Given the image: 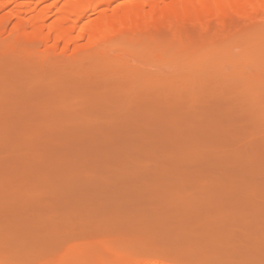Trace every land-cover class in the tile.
<instances>
[{
	"label": "rangeland",
	"instance_id": "374dc122",
	"mask_svg": "<svg viewBox=\"0 0 264 264\" xmlns=\"http://www.w3.org/2000/svg\"><path fill=\"white\" fill-rule=\"evenodd\" d=\"M8 10L0 256L264 264V10L66 50Z\"/></svg>",
	"mask_w": 264,
	"mask_h": 264
},
{
	"label": "bare ground",
	"instance_id": "6f19581e",
	"mask_svg": "<svg viewBox=\"0 0 264 264\" xmlns=\"http://www.w3.org/2000/svg\"><path fill=\"white\" fill-rule=\"evenodd\" d=\"M44 1L46 0H0V13L6 8L9 9L6 21L17 13L18 29L31 25L35 35L48 47L55 49L62 42L65 50L71 46H81L83 41H86L84 46H102L126 31L147 33L154 29L170 33L175 29L174 22L182 19H189L190 23L192 20L195 24V21L211 16L256 15L264 10V0H125L124 5H116L121 0H66L62 6L57 7L54 6L57 4L56 0L42 6ZM32 9L35 13L28 15ZM90 11L92 14L86 19ZM3 25L0 24L1 31L5 30ZM25 35L20 32L19 36L25 38ZM143 250L145 253L146 250ZM113 254V260L110 258V262L103 255L106 263L101 256H94L98 264H101V261L102 264H177L169 254L152 256L143 255L141 252L122 253L118 250ZM74 260L75 258H72L64 264H75ZM95 260L93 263L97 262ZM0 264L27 263L0 256Z\"/></svg>",
	"mask_w": 264,
	"mask_h": 264
}]
</instances>
